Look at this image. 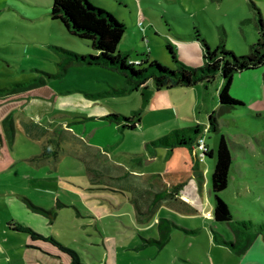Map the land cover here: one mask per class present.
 I'll use <instances>...</instances> for the list:
<instances>
[{
	"label": "rangeland",
	"instance_id": "374dc122",
	"mask_svg": "<svg viewBox=\"0 0 264 264\" xmlns=\"http://www.w3.org/2000/svg\"><path fill=\"white\" fill-rule=\"evenodd\" d=\"M90 1L126 25L118 51L172 68L177 65L168 43L187 65L203 66L197 29L213 48L224 43L237 55L248 54L260 37L251 1L264 16V0ZM53 2L0 0V89L45 80V97L24 105L37 121L0 105L6 144L0 158V264H264L262 236H244L247 246L241 250L214 240L216 235L237 241L242 235L233 222L208 215L214 209L209 190L216 157L204 158L197 148L203 176L198 177L190 148L170 154L149 145L173 129L206 125L207 110L219 108L220 82L203 102L202 83L150 96L142 90L116 95L109 92L124 84L116 71L72 65L57 75V47L95 51L51 18ZM230 93L246 105L220 114V130L200 136L210 148H217L221 135L234 143L229 186L220 196L246 222L264 223V67L236 74ZM115 110H140L142 123L122 134L118 125L99 119ZM17 118L60 132L55 135L67 142L60 158L35 159L42 144L21 123L15 125ZM92 147L109 160L102 162ZM161 175L185 185L179 195L174 190L153 205L156 186L150 183Z\"/></svg>",
	"mask_w": 264,
	"mask_h": 264
},
{
	"label": "trees",
	"instance_id": "16d2710c",
	"mask_svg": "<svg viewBox=\"0 0 264 264\" xmlns=\"http://www.w3.org/2000/svg\"><path fill=\"white\" fill-rule=\"evenodd\" d=\"M251 5L255 10L252 21L260 32V37L257 42L250 45L248 54L237 55L233 50L228 49L224 43L213 48L197 29L195 38L203 45V66L187 65L178 58L174 46L168 43L167 50L177 65L176 68H172L158 61L150 62L148 58L139 59L137 60L139 63H135V60H131L129 53L118 51V46L127 29L126 25L112 13L94 5L90 0H54L50 12L51 18L61 21L68 34L86 42L95 51L90 54H82L57 47L61 54V59L58 62L60 69L57 75L65 74L72 65L100 66L116 71L124 77V86L114 88L109 92L116 95L139 91L148 81H153L157 90L192 87L202 83L205 88L204 100L209 94L210 87L219 81L221 83L218 93L219 108L208 112L206 125L199 124L193 127L175 129L170 134L160 136L149 143L152 147L192 148L195 137L199 133L204 130L208 132L220 130V114L246 105L244 100L233 97L230 93L235 75L264 67V16L253 1H251ZM43 85H45L44 79L15 83L1 88L0 96L10 98V101L19 100L23 98L25 93L30 96L37 95V90ZM101 95L103 93L91 94L92 97ZM103 119L108 123L118 125L121 131L135 130L142 123L140 111H133L130 115L115 111L104 116ZM231 147L235 148L234 143L226 135H221L215 150L208 149L203 152L204 157H216L210 178V196L215 198L212 216L217 222H234L245 234L253 232L264 238V223L246 222L244 218L240 217V211L220 196V193L229 186L230 171L234 162ZM59 149V139L53 137L49 139L42 156L57 158ZM198 158V155H194V165H196ZM214 237L216 241H219L218 236L214 235ZM222 242L232 249H238L244 245L243 240L235 243L222 239Z\"/></svg>",
	"mask_w": 264,
	"mask_h": 264
},
{
	"label": "crops",
	"instance_id": "0c3cea01",
	"mask_svg": "<svg viewBox=\"0 0 264 264\" xmlns=\"http://www.w3.org/2000/svg\"><path fill=\"white\" fill-rule=\"evenodd\" d=\"M136 60H139V59H136ZM197 62H198V60H197ZM123 86H124V84H123ZM122 87V86H121ZM204 87V86H203ZM118 88H120V87H118ZM220 88H221V83H220ZM114 89V88H113ZM173 88H171V89H166V88H164V89H162V90H157L156 89V87H155V84H154V82L153 81H148L146 84H145V86L141 89L142 91H144L146 94H148V96H150V95H152V94H154L155 93V91L158 93V92H161V91H166V92H169V91H171ZM232 89V88H231ZM141 90H139V91H141ZM219 91H220V89L218 90V93H219ZM136 92H138V91H136ZM135 93V92H134ZM26 96V97H25ZM44 98L45 97V95L41 92V89L39 88L38 90H37V95H32V96H30L28 93H25L24 94V96H23V98L22 99H19V100H15V101H10L9 99L10 98H6V97H1L0 98V105H3L2 107H4V108H8V107H12V108H19L20 110H22L23 111V113H24V115L22 116V118L23 119H25V120H28V117H31L32 119H33V121H37L38 119H37V117L34 115V114H31L30 112H28V110L26 109V108H24V105L29 101V100H31V99H33V98ZM204 98H205V88H204V97H203V102L205 101L204 100ZM237 98H239V97H237ZM241 99V98H240ZM243 100V99H242ZM34 103V102H33ZM202 105V107L203 108H205V104H199V107ZM205 109H207V108H205ZM115 111H117V112H121V111H118V110H115ZM114 111V112H115ZM133 111H140V110H133ZM132 111V112H133ZM208 112H209V110H207ZM141 112V111H140ZM178 112V111H177ZM113 113V112H112ZM123 113V112H122ZM108 114H110V113H107V114H103V115H100L99 116V119H102V120H104L103 119V117L104 116H106V115H108ZM124 114H126V113H124ZM143 119V118H142ZM105 121V120H104ZM10 123V122H9ZM22 124L23 125V128H24V126H25V130L27 131V133L30 135V136H32L33 138H35V139H38V141L42 144V154L40 155V156H37V157H34L35 159L36 158H40V160H42V159H45V158H52V157H43L42 155H43V152H44V149L46 148V146H47V144H48V141H49V139H51V138H53V137H57L58 139H59V143H60V149H59V154H58V157L57 158H54L55 160H57V159H59L60 158V154H61V149H62V147L67 143H65V142H63V139L61 138L62 137V135L61 136H56L55 135V132H58V131H53V129H50L49 131H47V132H44V128H42L38 123H36V122H34V123H32L31 125H28V124H26L25 122H24V120H21V119H16V121H15V125L17 126L18 124ZM8 124V122H6V125H4L5 127H6V129L8 130L9 129V125H7ZM3 125V124H2ZM2 125H1V123H0V143H1V151H0V158H2L1 156H2V154L4 155V150H5V146L4 145H6L5 143H4V136H3V134H2ZM119 128V127H118ZM176 129H180V128H176ZM119 130H120V128H119ZM175 129H173L171 132H173ZM11 131H9V134H10V136H12L13 134L12 133H10ZM120 132L122 133V134H124L125 133V131H121L120 130ZM170 132V133H171ZM58 133H60V132H58ZM202 133V132H201ZM201 133H199L196 137H195V141H194V143H193V146H192V148H190V147H174V148H170V147H163V148H166V151L168 152V153H170V154H173L174 152H175V150L177 149V148H190V150L192 151V156H193V161H192V165H193V172L198 176V177H203L202 176V174L200 173V170H199V161H200V158H198V160L196 161V165H194V155H198V157H199V154H198V152H197V143H198V139L200 138V137H202V136H200V134ZM167 135V134H166ZM160 137V136H159ZM157 139V138H156ZM155 139V140H156ZM69 143H72L73 141L72 140H70L69 139ZM153 141V140H152ZM151 142V141H150ZM149 142V143H150ZM68 143V144H69ZM150 145V144H149ZM152 147V146H151ZM208 147V149L209 150H215V148L213 147H209V146H207ZM153 148H157V147H153ZM92 149H93V147H92ZM93 152H96L95 154L96 155H99V156H101V159H102V162L103 161H108L109 159L107 158V157H105L106 155L105 154H102L101 152H99V151H97V150H94L93 149ZM167 153V154H168ZM6 155V154H5ZM204 157V156H203ZM204 158H207V157H204ZM234 163V162H233ZM214 165H215V163H214ZM120 166V165H119ZM91 167H93V165H91V164H89V169H91ZM120 170H126L127 171V169H121L120 167H118L117 168V171L119 172ZM240 173H241V169H237ZM125 171V172H126ZM128 172V171H127ZM123 173V172H122ZM148 174V173H147ZM156 176V175H155ZM158 176V175H157ZM160 176V175H159ZM143 179H145L146 180V178H143ZM152 179V177H150L148 180H151ZM153 183V184H152ZM152 183H150L151 185H153L154 187L156 186V191H153L152 193H151V195H150V197L151 198H153L154 199V201H153V205L157 202V201H159V200H162V199H164V198H167L168 196H172L173 195V193H172V191H174V190H178L177 192H176V195H179V193H180V191H182L183 190V186L185 185V182H183V181H177V182H175V183H169V182H167V180L164 178V177H162V175H161V177H154V179H153V182ZM209 194H210V190H209ZM185 199H187V196L186 195H184L183 196ZM232 222V221H231ZM234 223V222H233ZM235 224V223H234ZM236 225V224H235ZM237 226V225H236ZM238 227V226H237ZM239 228V227H238ZM240 229V228H239ZM241 230V229H240ZM241 232H242V235H241V237L237 240V241H233V242H235V243H237V242H239V241H241V240H243V241H245L244 240V236H250V235H254V236H256V235H258V236H261V235H259V234H257V233H253V232H247L246 234L245 233H243V231L241 230ZM219 238V241H217V242H222V239L223 240H227V239H225V238H220V237H218ZM214 240H215V237H214ZM216 241V240H215ZM227 241H230V240H227ZM223 243V242H222ZM247 245H246V241H245V243H244V245H242L240 248H238V249H235V250H241L242 248H244V247H246ZM231 248V247H230Z\"/></svg>",
	"mask_w": 264,
	"mask_h": 264
},
{
	"label": "built area",
	"instance_id": "2783aa9c",
	"mask_svg": "<svg viewBox=\"0 0 264 264\" xmlns=\"http://www.w3.org/2000/svg\"><path fill=\"white\" fill-rule=\"evenodd\" d=\"M140 23L142 24V22H140ZM135 63H139V61L136 60ZM197 147L200 148V149H202L203 151L208 150V147L206 145V141H205V138L204 137H200L198 139ZM208 215L209 216H212V214H210V213Z\"/></svg>",
	"mask_w": 264,
	"mask_h": 264
}]
</instances>
